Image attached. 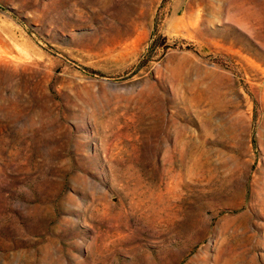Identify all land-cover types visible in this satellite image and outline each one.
<instances>
[{"label": "rangeland", "instance_id": "obj_1", "mask_svg": "<svg viewBox=\"0 0 264 264\" xmlns=\"http://www.w3.org/2000/svg\"><path fill=\"white\" fill-rule=\"evenodd\" d=\"M0 264H264V0H0Z\"/></svg>", "mask_w": 264, "mask_h": 264}]
</instances>
